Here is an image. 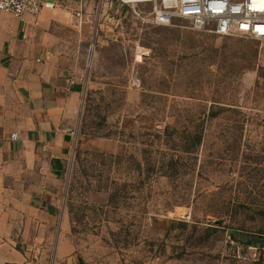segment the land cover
<instances>
[{"label": "rangeland", "instance_id": "374dc122", "mask_svg": "<svg viewBox=\"0 0 264 264\" xmlns=\"http://www.w3.org/2000/svg\"><path fill=\"white\" fill-rule=\"evenodd\" d=\"M58 2L85 83L62 190L80 264H264V40Z\"/></svg>", "mask_w": 264, "mask_h": 264}, {"label": "crops", "instance_id": "0c3cea01", "mask_svg": "<svg viewBox=\"0 0 264 264\" xmlns=\"http://www.w3.org/2000/svg\"><path fill=\"white\" fill-rule=\"evenodd\" d=\"M47 2L0 22V264H80L62 190L85 83L61 31L73 15Z\"/></svg>", "mask_w": 264, "mask_h": 264}, {"label": "built area", "instance_id": "2783aa9c", "mask_svg": "<svg viewBox=\"0 0 264 264\" xmlns=\"http://www.w3.org/2000/svg\"><path fill=\"white\" fill-rule=\"evenodd\" d=\"M118 1L119 5H128L135 12L141 4L149 6L146 11L148 21L155 25L172 26L182 20L191 23L198 31L264 40V0ZM54 6L47 0H0V11L18 19L38 17L45 7ZM72 132L76 135V130Z\"/></svg>", "mask_w": 264, "mask_h": 264}, {"label": "trees", "instance_id": "16d2710c", "mask_svg": "<svg viewBox=\"0 0 264 264\" xmlns=\"http://www.w3.org/2000/svg\"><path fill=\"white\" fill-rule=\"evenodd\" d=\"M200 141V138L198 139V142ZM251 239H253V240H257L258 238L257 237H255V236H249Z\"/></svg>", "mask_w": 264, "mask_h": 264}]
</instances>
